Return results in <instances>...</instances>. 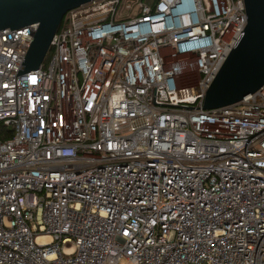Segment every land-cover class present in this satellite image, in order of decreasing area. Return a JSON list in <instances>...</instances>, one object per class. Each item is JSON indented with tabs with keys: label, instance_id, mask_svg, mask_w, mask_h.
Returning <instances> with one entry per match:
<instances>
[{
	"label": "built area",
	"instance_id": "1",
	"mask_svg": "<svg viewBox=\"0 0 264 264\" xmlns=\"http://www.w3.org/2000/svg\"><path fill=\"white\" fill-rule=\"evenodd\" d=\"M128 1L69 10L47 69L0 31V264H264V86L199 108L245 0Z\"/></svg>",
	"mask_w": 264,
	"mask_h": 264
},
{
	"label": "water",
	"instance_id": "2",
	"mask_svg": "<svg viewBox=\"0 0 264 264\" xmlns=\"http://www.w3.org/2000/svg\"><path fill=\"white\" fill-rule=\"evenodd\" d=\"M92 0H0V31L35 25L18 75L39 69L66 13ZM247 24L208 87L205 109L235 104L264 86V0H245ZM186 11L185 3L175 13Z\"/></svg>",
	"mask_w": 264,
	"mask_h": 264
},
{
	"label": "rangeland",
	"instance_id": "3",
	"mask_svg": "<svg viewBox=\"0 0 264 264\" xmlns=\"http://www.w3.org/2000/svg\"><path fill=\"white\" fill-rule=\"evenodd\" d=\"M143 1V0H142ZM146 2H149V3H154L155 0H144ZM128 0H123V2L120 4L119 8H118V12H117V15H116V19H121L122 17H125V18H131L134 16L133 12H134V6L132 8H128L127 7V4H128ZM121 15H123L122 17H120ZM52 56H53V50L52 48H50L44 62H43V68L44 69H47L49 64H50V61L52 59Z\"/></svg>",
	"mask_w": 264,
	"mask_h": 264
},
{
	"label": "trees",
	"instance_id": "4",
	"mask_svg": "<svg viewBox=\"0 0 264 264\" xmlns=\"http://www.w3.org/2000/svg\"><path fill=\"white\" fill-rule=\"evenodd\" d=\"M0 136H1L2 138H6V136H5V135H3V134H2V135L0 134Z\"/></svg>",
	"mask_w": 264,
	"mask_h": 264
},
{
	"label": "bare ground",
	"instance_id": "5",
	"mask_svg": "<svg viewBox=\"0 0 264 264\" xmlns=\"http://www.w3.org/2000/svg\"><path fill=\"white\" fill-rule=\"evenodd\" d=\"M186 21H188L189 19L188 18H185Z\"/></svg>",
	"mask_w": 264,
	"mask_h": 264
}]
</instances>
